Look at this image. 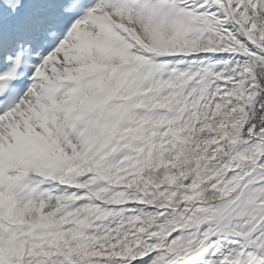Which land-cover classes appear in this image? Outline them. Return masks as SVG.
<instances>
[{
    "label": "snow or ice",
    "instance_id": "1",
    "mask_svg": "<svg viewBox=\"0 0 264 264\" xmlns=\"http://www.w3.org/2000/svg\"><path fill=\"white\" fill-rule=\"evenodd\" d=\"M0 264H264V0H0Z\"/></svg>",
    "mask_w": 264,
    "mask_h": 264
}]
</instances>
